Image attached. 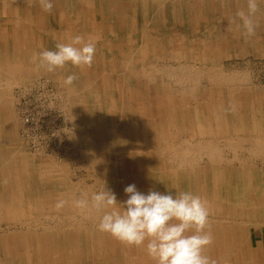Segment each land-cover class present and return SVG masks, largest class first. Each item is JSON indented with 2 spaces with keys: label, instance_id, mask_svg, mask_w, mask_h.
I'll return each instance as SVG.
<instances>
[{
  "label": "rangeland",
  "instance_id": "rangeland-1",
  "mask_svg": "<svg viewBox=\"0 0 264 264\" xmlns=\"http://www.w3.org/2000/svg\"><path fill=\"white\" fill-rule=\"evenodd\" d=\"M89 1L98 3L73 5ZM120 2L137 6L142 35L168 41L152 57L135 60L147 76L137 68L119 75L133 61L129 51L122 60L111 51L128 47L127 31L107 49L96 45L91 67L67 63L49 73L32 60L41 51L32 44L24 70L0 71V264H154L144 248L99 232L98 213L74 206L104 184L118 202L128 198L130 184L144 194L199 195L214 236L205 254H217V264L232 257L239 264V239L264 264V3L255 35L246 37L235 17L247 10L246 0ZM31 13L22 9L21 16ZM110 15L104 10L103 20ZM125 15L131 31L133 17ZM94 20V9L84 7L73 36L85 39ZM22 23L25 32L53 38L47 50H55V34H66L53 22ZM22 48L12 49L21 54ZM70 74L78 79L66 88ZM131 95L143 99L133 106ZM60 200L66 203L57 208Z\"/></svg>",
  "mask_w": 264,
  "mask_h": 264
},
{
  "label": "clouds",
  "instance_id": "clouds-1",
  "mask_svg": "<svg viewBox=\"0 0 264 264\" xmlns=\"http://www.w3.org/2000/svg\"><path fill=\"white\" fill-rule=\"evenodd\" d=\"M247 10L240 9L239 19L246 37L256 33L254 17L264 0H246ZM45 12H51L53 0H39ZM235 22V21H232ZM96 43L76 35L69 43H57L55 50H42L33 54L37 68L47 72L62 69L67 63L75 67H91ZM78 77L66 76L62 84L71 88ZM128 198L118 202L116 194L107 188L93 192L89 198L73 201L74 206L89 209L99 214L97 230L106 233L128 247L144 248L154 264H217L205 254V249L214 242L211 231L210 212L207 201L191 192L162 194L149 190L144 194L134 184L124 189ZM66 202L58 201L56 207Z\"/></svg>",
  "mask_w": 264,
  "mask_h": 264
},
{
  "label": "bare ground",
  "instance_id": "bare-ground-1",
  "mask_svg": "<svg viewBox=\"0 0 264 264\" xmlns=\"http://www.w3.org/2000/svg\"><path fill=\"white\" fill-rule=\"evenodd\" d=\"M120 1L121 0H100V1L98 0V3L96 5L93 3V1H89L88 5L85 4V5L76 6V5H73V0H53L54 7L52 11L49 13V12H45L41 8L40 4L37 5L34 2V0H23V3L21 2V0H1L0 1L1 3L0 4V14L1 15L4 14L5 16H0V20H2L4 23H12V25L15 22V25L8 26V27L0 26V53L5 61L4 63L2 62L0 63V71L8 75L10 71H13V70H16L17 72L24 70L25 68L24 64H27L26 60L29 59L31 55V52L28 51L30 49L29 45L33 44L34 46L38 47L42 51L46 49V45L48 44V41L50 39H53L51 38V36H48V35L41 36V34H44L45 31H42L41 34L39 32L37 34L33 32L32 33L25 32L24 30L25 24L22 22H25L26 24L30 23L31 25L33 22H34V25H36L37 23H39L40 25H42V23L51 25V23L53 22L54 26L56 27L55 31H59L63 29L62 33L66 32V34L62 35V37L58 33L55 34L54 43L57 44L59 43V41H61V43H69L71 42V39L74 37L72 33L73 31L72 28L74 26L77 27L79 24V22L77 24H74V19H79L80 21V19L82 18L84 7L91 6L95 12V20L93 21V24H92L93 27L91 26L92 30L88 29L89 31H87L85 39L86 40H89L90 38L94 39L96 45L99 46L100 44H103L104 46H106L105 48L107 49L108 45L113 46L114 44H118L119 38L120 36H122L124 32L126 31L129 32V35L125 36L128 39V43H127L128 47H122V45L120 44L119 48H115L114 51H111L115 54V57L119 60L125 59L126 53L129 51L130 59L131 61H133L130 66H134V67L129 66V68L127 69V67L125 66V71L124 72L120 71L119 75L121 76H123V74L124 76H126L127 74L134 75L136 74V72H134L133 70L136 71V68L138 70L137 72H143L142 71L143 68L140 67L139 64L137 65L138 61H135L138 59L139 55L145 57V59L152 57L153 55L152 51H155L158 48H161V49L165 48L168 45V41L164 38L159 39L156 36H152L151 35L152 33H147V34L142 35L141 34L142 32L139 31L140 30L139 24L136 23V20H137L136 15L133 16V10L136 5L131 4V6L130 5L127 6V3L120 2ZM19 2L22 3L23 6L20 5ZM27 4L28 6H26ZM22 9H24L26 12L31 11L33 12V14L32 13L29 14L27 19L24 20V18L21 16ZM104 10H108L109 14H111L110 16L104 17L105 21L103 20V17H102V14H104ZM77 12H78V15L75 16ZM125 13H127V16L131 15L130 17L131 19L133 17L134 22L131 20L132 21L131 25L133 26V29L131 28V31L128 30V28L131 26L128 24V22H126L127 20H126ZM15 18H17L16 21H14ZM201 19L204 20L203 18ZM43 29H46V28H43ZM135 31H136V34L137 32H140L139 35L137 34L138 39H139L137 42L133 41V39H135L136 37V36H133V33ZM160 35L163 37L161 33ZM16 46H23V48L20 49V51L22 52L21 54L14 53V50L12 48ZM8 47H10L11 49H8ZM34 50L36 51L37 48L34 47ZM31 58L33 60V57ZM117 63H118V60L116 64ZM32 72H34V70L31 68L28 73H32ZM142 74L144 76H147V74H145L144 72ZM57 76L61 78L60 74H57ZM123 96H125L124 93H123ZM123 96H122V101L124 99ZM140 98L141 97L138 98V97L131 95V98L129 101L132 103L131 105L133 106L134 104L138 105L137 100ZM142 99L143 98H141V100ZM183 114L185 113L183 112ZM186 114L189 115L190 113L188 112ZM161 115H165V113ZM163 139L166 140L165 138ZM109 157L110 156L108 155L104 156V161L106 163H110L111 159ZM57 236L58 235L55 233L52 236L54 240L56 239L55 241L58 240ZM251 237L253 236L251 235ZM7 240L8 239H3L2 241L4 242V245L6 246L10 244V242ZM244 243H247V242L244 241ZM37 245L39 246V244ZM245 246L246 245H244L242 248L241 241H239V239L236 240V248H238L239 250L238 253H240L238 256L239 264H242L240 263L239 259L245 258V254H244V250H246ZM214 248L218 250V247L216 245ZM246 252L247 254H249V257L247 258V264H256L254 260V254L250 253L249 249H247ZM212 259L218 262L217 254L215 255L213 254ZM226 261H227L226 264L235 263L234 257ZM220 263H222L221 260H219V264Z\"/></svg>",
  "mask_w": 264,
  "mask_h": 264
},
{
  "label": "crops",
  "instance_id": "crops-1",
  "mask_svg": "<svg viewBox=\"0 0 264 264\" xmlns=\"http://www.w3.org/2000/svg\"><path fill=\"white\" fill-rule=\"evenodd\" d=\"M263 243H264V242H263ZM263 243H262V244H263Z\"/></svg>",
  "mask_w": 264,
  "mask_h": 264
}]
</instances>
